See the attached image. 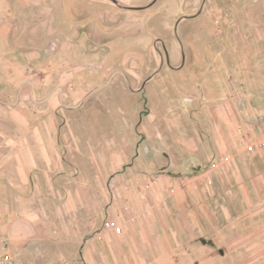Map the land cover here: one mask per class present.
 <instances>
[{"label":"rangeland","instance_id":"obj_1","mask_svg":"<svg viewBox=\"0 0 264 264\" xmlns=\"http://www.w3.org/2000/svg\"><path fill=\"white\" fill-rule=\"evenodd\" d=\"M152 1L1 0L10 76L54 73L60 146L98 182L73 216L129 228L113 264H264V187L233 161L264 152V0ZM3 86L5 120L19 92Z\"/></svg>","mask_w":264,"mask_h":264},{"label":"crops","instance_id":"obj_2","mask_svg":"<svg viewBox=\"0 0 264 264\" xmlns=\"http://www.w3.org/2000/svg\"><path fill=\"white\" fill-rule=\"evenodd\" d=\"M5 6L0 0V81L5 88L17 85L19 96L5 120L0 118L13 125V129L0 126V264H76V251L86 264H113L114 242L125 251L123 243L130 245L129 228L113 231L105 226L97 231L96 216H73L82 204L98 201L89 189L98 182L76 176L75 170L82 167L77 164L79 157L73 149L60 146L58 113L65 96L52 81L54 73L11 78L13 69L22 74L23 62L2 28ZM1 59L8 62L2 65ZM12 60L16 67L12 68ZM79 94L77 89L71 93L74 98ZM91 152L87 149L83 155L92 166L96 157ZM233 161L239 171L245 170L249 188L264 187V152H238ZM157 187L164 196L165 186Z\"/></svg>","mask_w":264,"mask_h":264},{"label":"built area","instance_id":"obj_3","mask_svg":"<svg viewBox=\"0 0 264 264\" xmlns=\"http://www.w3.org/2000/svg\"><path fill=\"white\" fill-rule=\"evenodd\" d=\"M8 259H9V258L6 256V257L4 258V261H8Z\"/></svg>","mask_w":264,"mask_h":264},{"label":"water","instance_id":"obj_4","mask_svg":"<svg viewBox=\"0 0 264 264\" xmlns=\"http://www.w3.org/2000/svg\"><path fill=\"white\" fill-rule=\"evenodd\" d=\"M112 1H114V2L118 3V0H112ZM154 1H156V0H153L152 2H154Z\"/></svg>","mask_w":264,"mask_h":264}]
</instances>
